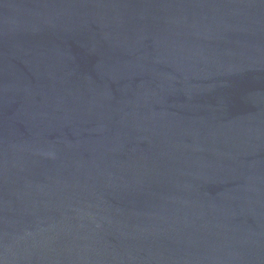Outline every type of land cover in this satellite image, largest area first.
<instances>
[{"label":"water","instance_id":"1","mask_svg":"<svg viewBox=\"0 0 264 264\" xmlns=\"http://www.w3.org/2000/svg\"><path fill=\"white\" fill-rule=\"evenodd\" d=\"M0 264H264V0H0Z\"/></svg>","mask_w":264,"mask_h":264}]
</instances>
